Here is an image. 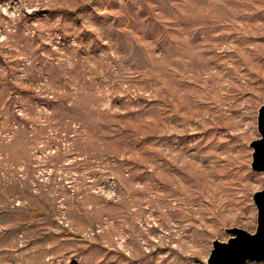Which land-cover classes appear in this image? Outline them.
<instances>
[{
  "label": "rangeland",
  "instance_id": "obj_1",
  "mask_svg": "<svg viewBox=\"0 0 264 264\" xmlns=\"http://www.w3.org/2000/svg\"><path fill=\"white\" fill-rule=\"evenodd\" d=\"M262 105L264 0H0V264H209Z\"/></svg>",
  "mask_w": 264,
  "mask_h": 264
},
{
  "label": "water",
  "instance_id": "obj_2",
  "mask_svg": "<svg viewBox=\"0 0 264 264\" xmlns=\"http://www.w3.org/2000/svg\"><path fill=\"white\" fill-rule=\"evenodd\" d=\"M257 128L260 138L252 142L254 149L251 167L264 173V105L258 110ZM264 181V177H263ZM257 208V228L254 234L239 228L227 231L232 235L226 242L214 241L208 259L209 264H246L250 261H264V185L253 195Z\"/></svg>",
  "mask_w": 264,
  "mask_h": 264
}]
</instances>
